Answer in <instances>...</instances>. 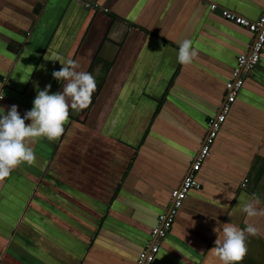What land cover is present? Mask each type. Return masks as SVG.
Returning a JSON list of instances; mask_svg holds the SVG:
<instances>
[{
	"label": "crops",
	"instance_id": "1",
	"mask_svg": "<svg viewBox=\"0 0 264 264\" xmlns=\"http://www.w3.org/2000/svg\"><path fill=\"white\" fill-rule=\"evenodd\" d=\"M223 9L256 20L264 0H0V112L62 92L55 57L97 84L59 139L31 144L35 165L0 181V264H137L251 48ZM184 39L198 50L188 65ZM197 178L153 264H222L213 229L246 221L261 234L239 264H264V217L241 211L253 194L264 208V52Z\"/></svg>",
	"mask_w": 264,
	"mask_h": 264
},
{
	"label": "clouds",
	"instance_id": "2",
	"mask_svg": "<svg viewBox=\"0 0 264 264\" xmlns=\"http://www.w3.org/2000/svg\"><path fill=\"white\" fill-rule=\"evenodd\" d=\"M198 56V50L191 39L179 43L178 62L182 65L191 64ZM62 68L54 70L52 76L58 81H65L62 92L49 94L51 84L43 90H38L31 110L21 117L18 106L13 104L5 114L0 112V181H4L11 172L23 163L35 165L36 155L31 144L41 137L49 141L59 139L65 131L64 125L69 118V109L81 111L92 103V94L97 84L95 77L86 71H77L79 63L67 58L55 57ZM3 99V96H0ZM31 122L26 124L25 121ZM261 199L253 194L252 198L243 204L241 211L247 217H264V208H260ZM246 227L225 223L213 229L218 235L223 233V239L217 238L213 248L215 255L222 264H239L246 254L248 236H258L260 229L247 221ZM222 229V230H221Z\"/></svg>",
	"mask_w": 264,
	"mask_h": 264
},
{
	"label": "built area",
	"instance_id": "3",
	"mask_svg": "<svg viewBox=\"0 0 264 264\" xmlns=\"http://www.w3.org/2000/svg\"><path fill=\"white\" fill-rule=\"evenodd\" d=\"M87 5L90 6V4ZM217 7L218 5L216 3H212V9H216ZM222 15L226 19L245 26L254 33L251 48L238 56L233 76L227 82V98L222 103L218 114L209 120L207 136L205 137L195 161L180 186L173 190L171 203L159 216L158 224L152 230L151 240L140 252L137 264H153L162 247V242L171 230L184 201L188 198L192 189L201 188L202 184L197 178V172L211 155L212 146L216 141L222 125L226 121L232 105L235 103L239 92L245 84V75L252 72L261 61L264 52V10L256 20H251L228 9H223Z\"/></svg>",
	"mask_w": 264,
	"mask_h": 264
}]
</instances>
